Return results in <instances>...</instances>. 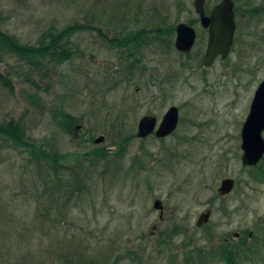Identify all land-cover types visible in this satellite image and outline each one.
Returning a JSON list of instances; mask_svg holds the SVG:
<instances>
[{"label":"rangeland","instance_id":"374dc122","mask_svg":"<svg viewBox=\"0 0 264 264\" xmlns=\"http://www.w3.org/2000/svg\"><path fill=\"white\" fill-rule=\"evenodd\" d=\"M220 1L206 0V10ZM233 1L232 51L206 67L195 0H0V28L23 43L84 25L58 65L0 49V75L14 85L0 79V123L19 122L39 153L0 138V264H224L220 249L264 264V157L244 165L241 148L264 79V0ZM180 22L197 31L189 54L175 47L176 32L166 44L151 32ZM131 32L152 35L133 55L116 41ZM174 105L172 134L138 136L145 114L159 122ZM59 110L80 126H61ZM125 137L122 151L115 140ZM225 178L235 186L223 195ZM156 199L170 217L160 219ZM236 231L245 240L226 243Z\"/></svg>","mask_w":264,"mask_h":264},{"label":"water","instance_id":"95a60500","mask_svg":"<svg viewBox=\"0 0 264 264\" xmlns=\"http://www.w3.org/2000/svg\"><path fill=\"white\" fill-rule=\"evenodd\" d=\"M206 0H195V8L200 15L201 25L208 28L207 48L202 56L204 66H212L216 59L221 56L226 59L232 49L237 28L236 13L233 0H221L216 4L211 13H206ZM197 40V31L194 26L180 22L176 25L175 47L184 53L190 52ZM179 122V108L171 106L158 127V119L153 114L144 115L138 125V136L146 137L155 131L158 137H165L175 131ZM79 125L76 127L78 128ZM264 79L257 87L249 114L243 124L241 137V148L243 150L242 162L247 166H256L264 156ZM105 135H99L95 143L104 142ZM235 186L233 178L222 180L219 191L225 195L232 192ZM156 209L164 212L163 202L157 199L154 203ZM211 216V210L203 212L197 224L200 226L207 222Z\"/></svg>","mask_w":264,"mask_h":264},{"label":"trees","instance_id":"16d2710c","mask_svg":"<svg viewBox=\"0 0 264 264\" xmlns=\"http://www.w3.org/2000/svg\"><path fill=\"white\" fill-rule=\"evenodd\" d=\"M189 23L192 24L191 22ZM83 27H84L83 24L74 23L57 31L52 30L46 32L41 37L39 44L23 43L16 36H13L3 31L0 28V49L3 52H8L17 55L21 59L28 60L30 62L52 60L58 65L70 59L73 56L74 52L77 50L76 47L75 48L72 47L73 43L71 38L77 31H79ZM175 27L176 25H173L169 28L158 27L155 29H151V32L153 31L156 33V35H154L155 40L166 44L168 42L167 36L175 32ZM142 30L145 31L146 29L144 28ZM144 33L131 32L127 36H124L121 39H117L116 41L119 42L120 45L122 44L123 46L132 47L133 49H131L130 55H133L138 48L150 42L152 35H149V33L147 34L146 32ZM131 67L133 68L134 64H132ZM0 79L4 82V84L8 88L13 90L14 85L10 78L1 74ZM58 114L63 115L65 118L63 121H57V122L61 124V126L65 127L68 131H73L77 119L71 114L65 113L60 110L58 111ZM128 137L120 139L121 141L115 140V142L121 144L122 151H124L125 149L126 140L128 139ZM0 138L11 140L17 146H22L28 149L29 151H31L33 154L36 155L39 154L38 146L26 140L24 128L19 122H16L13 119L8 122L0 123ZM39 150L41 151V154L44 155L45 157H49V156L51 157V154L49 152L47 153L41 149ZM96 152L102 153L104 155L107 153V151H105L104 148H101V150H96ZM58 160L60 162L62 161V159H58ZM62 164L63 166L67 165L66 162ZM259 167H260L259 169H264L261 165ZM199 251L200 250H198V252ZM199 253L200 256L202 257L203 254H201V252ZM218 257L224 258V254L222 255V253H220ZM201 261L203 262V260L201 259L197 264H202Z\"/></svg>","mask_w":264,"mask_h":264},{"label":"flooded vegetation","instance_id":"af4514ba","mask_svg":"<svg viewBox=\"0 0 264 264\" xmlns=\"http://www.w3.org/2000/svg\"><path fill=\"white\" fill-rule=\"evenodd\" d=\"M216 5V4H215ZM214 5V6H215ZM212 10V9H211ZM211 10L210 11H207L206 10V13H211ZM236 13V12H235ZM237 23V21H236ZM208 32V28H205ZM237 29V28H236ZM235 36H236V33H235ZM235 43V42H234ZM152 135H156L154 132H152L150 134V136ZM162 212V211H161ZM160 219L163 220V219H166L168 217H170V215L167 213V210L165 209L164 207V212L160 213ZM172 217V215H171ZM244 236V233L242 231H236L235 234H233V239L230 237V236H226L225 237V242L229 244L230 241L232 240H238V241H241L242 240H245V238L243 237ZM229 247V246H228ZM217 254H220L222 252V250L220 249V251H215ZM225 252V251H224ZM230 254L228 255L227 253L225 254L224 253V264H239L240 260L242 259V256L240 254H238L236 251L234 250H231L229 251ZM215 253V254H216ZM214 254V256H216ZM239 255V256H238ZM210 257H212V255H210ZM245 257V256H244Z\"/></svg>","mask_w":264,"mask_h":264}]
</instances>
